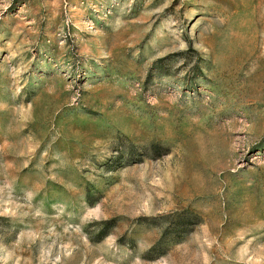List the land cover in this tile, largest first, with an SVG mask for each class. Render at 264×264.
Here are the masks:
<instances>
[{
	"label": "rangeland",
	"instance_id": "rangeland-1",
	"mask_svg": "<svg viewBox=\"0 0 264 264\" xmlns=\"http://www.w3.org/2000/svg\"><path fill=\"white\" fill-rule=\"evenodd\" d=\"M0 264H264V0H0Z\"/></svg>",
	"mask_w": 264,
	"mask_h": 264
},
{
	"label": "trees",
	"instance_id": "trees-1",
	"mask_svg": "<svg viewBox=\"0 0 264 264\" xmlns=\"http://www.w3.org/2000/svg\"><path fill=\"white\" fill-rule=\"evenodd\" d=\"M184 224H181L180 228L183 227ZM103 225L104 227H106L103 234L104 236H107L108 235L107 232L113 228V225L111 222H105ZM165 239H166V236L165 234H163L161 239L146 253L147 259H150V260L156 259L157 257L161 256V254H163V251L161 249L164 246Z\"/></svg>",
	"mask_w": 264,
	"mask_h": 264
}]
</instances>
